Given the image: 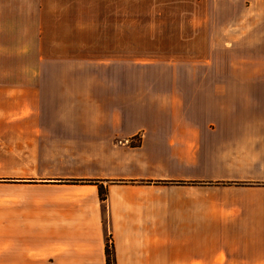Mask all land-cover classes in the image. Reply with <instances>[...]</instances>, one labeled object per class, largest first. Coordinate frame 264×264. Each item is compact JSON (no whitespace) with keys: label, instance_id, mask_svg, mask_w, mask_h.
Listing matches in <instances>:
<instances>
[{"label":"crops","instance_id":"crops-1","mask_svg":"<svg viewBox=\"0 0 264 264\" xmlns=\"http://www.w3.org/2000/svg\"><path fill=\"white\" fill-rule=\"evenodd\" d=\"M143 14L177 34L167 61L131 62L151 70L62 71L57 53L21 87L0 72V146L24 113L66 166L0 172V264H106L107 239L115 264H264V0H0V43H75L81 16L124 33Z\"/></svg>","mask_w":264,"mask_h":264},{"label":"rangeland","instance_id":"rangeland-1","mask_svg":"<svg viewBox=\"0 0 264 264\" xmlns=\"http://www.w3.org/2000/svg\"><path fill=\"white\" fill-rule=\"evenodd\" d=\"M148 10L145 8V11ZM79 18L81 22L75 26L80 27L81 34L76 37L75 43H59L58 45L53 43H0V72L5 75L1 81L21 87L22 72L30 68L38 70L42 54L47 57V55L53 56L59 53L62 59V66H60L62 71L103 72L108 70L106 61L112 57L121 56L129 58L130 71H147L151 70L148 64L141 65L131 62L155 59L167 61L170 42L177 37L176 33L168 31L167 17L159 18L144 14L129 16L128 32L124 33L114 31L120 20L105 16H81ZM73 57H75V64L71 63ZM45 70L59 69L47 67ZM6 118L21 122L11 129L15 131V137L8 138L9 142L1 143V173L36 179L64 175L66 166L61 145L35 142V138L25 134L27 123L24 120V113Z\"/></svg>","mask_w":264,"mask_h":264},{"label":"trees","instance_id":"trees-1","mask_svg":"<svg viewBox=\"0 0 264 264\" xmlns=\"http://www.w3.org/2000/svg\"><path fill=\"white\" fill-rule=\"evenodd\" d=\"M65 183H70V184H94V185H98L99 182L97 181H66ZM99 186V196L101 201H105L106 200V195H107V191L106 189L103 187V185H98ZM105 257H106V264H115V254H114V249L112 244L110 243L109 239L106 240V244H105Z\"/></svg>","mask_w":264,"mask_h":264}]
</instances>
